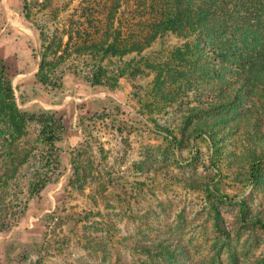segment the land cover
<instances>
[{"label": "rangeland", "instance_id": "374dc122", "mask_svg": "<svg viewBox=\"0 0 264 264\" xmlns=\"http://www.w3.org/2000/svg\"><path fill=\"white\" fill-rule=\"evenodd\" d=\"M120 1L125 23L117 29L137 10L135 0ZM113 2L28 0L30 20L23 0H0V68L15 75L17 107L55 113L66 127L46 187L20 223L2 231L6 209L20 202L12 193L25 188L13 166L32 151L20 169L29 175L48 146L35 123L23 124L11 145V108L0 95V264H264V227L256 223L264 219V89L241 79L239 102L211 107L235 76L179 77L175 59L193 46L181 31L152 43L143 55L154 63L116 90L93 85L83 61L102 55L93 37L101 38ZM38 19L50 29L48 49ZM192 49L185 68L199 50ZM44 54L65 71L57 87L41 80L50 67ZM118 58L108 54L104 63L121 68ZM196 126L206 134L193 135Z\"/></svg>", "mask_w": 264, "mask_h": 264}, {"label": "trees", "instance_id": "16d2710c", "mask_svg": "<svg viewBox=\"0 0 264 264\" xmlns=\"http://www.w3.org/2000/svg\"><path fill=\"white\" fill-rule=\"evenodd\" d=\"M27 1L23 0L24 14L31 20L32 14ZM118 1L119 3L113 2L109 7L111 10L108 22L101 38L93 37L92 47L102 55L93 63L87 64L83 61V64L89 67L90 74L87 79L93 85L116 90L123 77L134 75L133 71L154 63L149 59L148 52L143 55L152 43L171 31H181L184 37L192 39L193 46H190V42L185 44L178 55L179 58L175 59L177 66L173 67L171 63L164 62L160 66L162 71L170 72L168 68L173 67L172 71L179 73V77H184L190 72L212 74L220 78H224L225 75L235 76L236 81L228 91L221 92L211 99L209 102L211 107L216 104L228 106L235 101L239 102L241 100L239 92L243 86L238 88L235 84L241 79L254 80L260 83L258 87L264 89V0H135L136 14L132 17L128 15L130 22L126 20L127 28L121 27L122 29L116 28L119 20L117 10L122 6V2ZM130 1H123V5L128 6ZM33 23L39 31L42 45L48 49L51 47L52 38L47 22L38 19ZM119 23L122 26L125 21L121 19ZM101 42L105 44L102 45ZM194 46L199 48L198 52H194L195 61L190 68H185L189 65L185 49L187 48L191 54ZM108 54L118 56V63L124 65L117 69L106 65L104 58ZM43 58V65L50 64L46 61L47 54H44ZM57 67H60L59 64H50L45 76L41 77L43 84H52L56 87L59 85L65 71L61 72ZM75 71L79 73V68H75ZM14 76L11 75L8 65L1 66L0 95L11 108V145L25 131L23 124L35 123L40 127L39 135L42 143L48 146V150L44 152V156L48 158L40 167L30 169V174L26 176L20 169L26 161L29 160V164L33 161L32 151H28L25 157L13 166L12 178L21 176L26 189L12 193L11 198L20 199V202L18 200L16 203H11L6 209L1 224L2 231H9L18 225L27 213L30 199L39 195L46 187L52 169L58 167L57 159H53L57 153L55 144L61 141L66 132L65 125L55 113L46 110L27 112L17 107L12 84ZM55 78L56 81H52ZM170 94L173 95L174 92ZM196 108L198 106L191 110ZM192 134L203 136L206 132L196 126ZM14 154L18 158L16 152ZM2 177L1 175L0 179ZM21 195L24 196L21 198ZM256 223L264 227V219L257 217Z\"/></svg>", "mask_w": 264, "mask_h": 264}]
</instances>
